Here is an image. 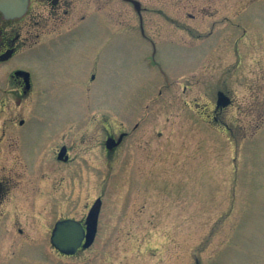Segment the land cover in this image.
Listing matches in <instances>:
<instances>
[{
	"label": "rangeland",
	"instance_id": "374dc122",
	"mask_svg": "<svg viewBox=\"0 0 264 264\" xmlns=\"http://www.w3.org/2000/svg\"><path fill=\"white\" fill-rule=\"evenodd\" d=\"M226 1L212 23L152 22L145 36L127 30L136 19L118 6L115 33L61 45H80L84 84L44 50L0 65V176L13 181L0 264H264V8ZM14 66L35 74L27 96L10 82ZM217 90L232 102L216 122ZM98 197L94 241L59 254L54 222L83 220Z\"/></svg>",
	"mask_w": 264,
	"mask_h": 264
},
{
	"label": "flooded vegetation",
	"instance_id": "af4514ba",
	"mask_svg": "<svg viewBox=\"0 0 264 264\" xmlns=\"http://www.w3.org/2000/svg\"><path fill=\"white\" fill-rule=\"evenodd\" d=\"M249 1V3H261L264 8V0ZM118 6L125 9V14L130 13L136 19L137 26L134 24L129 25L127 30L130 29V33H143L145 36L144 33L154 32L152 27L156 26L152 22L163 21L170 24V27L173 24L176 29H181L183 27L181 22L187 20L205 19L210 20L212 23L218 16L219 9H227L229 2L224 0L216 7L214 0H28L26 10L19 17L6 18L0 12V56L4 55L6 57L4 59L0 58V65L8 63L18 56L21 51L26 52V57L31 59L38 55L37 49L40 50V53L44 50L43 52L53 55L54 61L68 64L69 75L63 73L62 76L70 77L74 82L85 83L86 70L80 63L82 57L80 45L68 48H63L61 45L68 39L82 43L85 40V33H115L111 31L110 24L113 19L115 21L119 14H123L122 11H118ZM246 8L247 6L243 8V11ZM262 14L264 15V11H262ZM189 26L190 28L188 27L189 29L185 30L194 33L196 28ZM163 32L175 33L170 29ZM44 33L48 34V42L51 45L48 44L42 47ZM156 33L161 32L157 30ZM50 35L51 37H49ZM256 38L260 41L259 46L264 48V33H260ZM59 53H65L66 55H58ZM21 69L27 70L22 66H14L8 76L10 82L15 85L16 95L27 96L31 93L34 85L35 74L33 70L31 72L28 70L30 73V87L24 93L23 77L14 75L17 70ZM57 72L51 74V77L63 81L64 77L61 78V75ZM92 78H94V75H92ZM222 110L214 109L213 118L216 122L218 121L217 114ZM19 126L16 127L17 130ZM3 133V131H0V140ZM17 133L19 139L24 142L21 132L18 131ZM114 149L115 147L112 151ZM12 185L13 181L11 179L1 178L0 176V209ZM80 221L83 222L84 219Z\"/></svg>",
	"mask_w": 264,
	"mask_h": 264
},
{
	"label": "water",
	"instance_id": "95a60500",
	"mask_svg": "<svg viewBox=\"0 0 264 264\" xmlns=\"http://www.w3.org/2000/svg\"><path fill=\"white\" fill-rule=\"evenodd\" d=\"M28 0H0V12L7 18H14L21 16L26 10ZM4 58V55H1ZM15 74H23L26 82V88L28 87V72L17 71ZM230 103V98L223 92H217V108L224 107ZM123 133L119 135L117 139L108 137L105 141L106 148L111 150L117 146L122 138ZM59 160H67L66 147L62 146L57 155ZM100 208V199H97L92 205L85 219V227L72 218L60 219L55 222L51 235L50 242L52 246L60 253L70 255L74 254L78 248H87L94 240L97 230V219ZM83 239H85L84 242ZM208 264V263H206Z\"/></svg>",
	"mask_w": 264,
	"mask_h": 264
}]
</instances>
